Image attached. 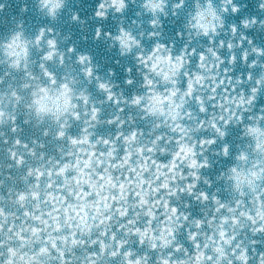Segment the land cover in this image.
<instances>
[{"label":"clouds","instance_id":"clouds-1","mask_svg":"<svg viewBox=\"0 0 264 264\" xmlns=\"http://www.w3.org/2000/svg\"><path fill=\"white\" fill-rule=\"evenodd\" d=\"M0 264H264V0H0Z\"/></svg>","mask_w":264,"mask_h":264}]
</instances>
